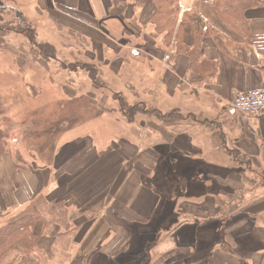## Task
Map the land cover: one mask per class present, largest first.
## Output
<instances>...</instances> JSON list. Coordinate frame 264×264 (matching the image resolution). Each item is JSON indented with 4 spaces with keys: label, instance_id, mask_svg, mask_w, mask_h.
I'll return each instance as SVG.
<instances>
[{
    "label": "crops",
    "instance_id": "obj_1",
    "mask_svg": "<svg viewBox=\"0 0 264 264\" xmlns=\"http://www.w3.org/2000/svg\"><path fill=\"white\" fill-rule=\"evenodd\" d=\"M44 1L52 12L56 13V7L65 12L76 30L92 28L90 33L103 36V76L118 73V68L109 66L125 62L119 56L129 47L128 40L117 37L116 28L119 24L128 29L124 24L130 18L125 15L131 13L128 0ZM180 6L179 23L185 12L195 11L209 27L202 49L204 58L217 66L213 77L191 83L190 59L176 55L174 45L161 52L160 40L150 39L154 30L146 29L149 41L137 43L132 52L138 50L149 65V106L130 123L139 124L131 141L119 136L103 150L89 138L65 140L58 144L50 166L35 163L27 168H18L11 154L0 151V227L31 210H41L46 217L34 227L41 252L24 264H40L43 257L53 264H58L55 259L85 264L103 255L117 258L131 249L125 246L135 236L131 229L157 227L154 219L159 204L175 206L182 197L177 215L189 219L191 223L185 226L219 221L226 213L222 215V196L228 201L229 218L235 220L241 213L246 222L236 226L244 237L264 235V117L242 114L232 106L239 93L264 87V7L246 13L251 28H230L220 20L214 0H181ZM153 12V7H145L139 15L141 22L146 24ZM115 23L116 28H104ZM179 38L191 45L190 24L180 29ZM19 62L27 61L21 58ZM155 112L161 117L176 112L184 119L164 128ZM155 177L162 178L158 182L164 189L147 185L146 180ZM192 190L200 196L194 198ZM207 190L236 192L220 195L219 191L215 197ZM51 204L61 205L60 212L50 214ZM231 227L235 234V224ZM183 229L173 232L180 234L178 239L173 237L176 242H181ZM61 242L67 243V250H59ZM16 247L21 252L29 250L24 240ZM252 251L240 257L216 250L208 260L194 264H264V252Z\"/></svg>",
    "mask_w": 264,
    "mask_h": 264
},
{
    "label": "rangeland",
    "instance_id": "obj_2",
    "mask_svg": "<svg viewBox=\"0 0 264 264\" xmlns=\"http://www.w3.org/2000/svg\"><path fill=\"white\" fill-rule=\"evenodd\" d=\"M0 4L20 10L28 25V29L17 31L18 20L14 11L5 12L0 18V105L5 106L7 110L0 115V128L8 130L14 154L20 150L26 165L34 166L38 163L50 166L58 144L65 140L89 138L97 142L99 148L103 146L104 150L109 141L116 140L119 136L130 138L135 134L139 124L129 123L128 117L121 112L119 99H125L129 104L143 103L139 106L141 112L145 110V105L149 106V65L138 50L139 54L132 52L137 43L149 41L147 30H154L153 24H145L144 20L141 22L139 15L142 10L129 7L131 13L125 16L130 17V20L127 18L124 22L128 26L127 31L119 24L116 28V23L104 27L116 28V36H121L126 42L128 40L129 47L127 50H121L122 56L119 57L125 61L122 66L117 67L112 63L109 66L118 68V73L110 71L103 76V36L90 33L92 28L84 27L88 29L83 32L76 30L65 19V12L58 10V7L55 9L57 14L52 12L46 7L44 0H0ZM148 5L155 9L153 3L147 4L146 7ZM100 32L103 34L102 30ZM132 33L136 37H132ZM110 39L115 42L113 38ZM42 45L52 46L50 59L47 58L50 53L47 56L42 55ZM21 58L27 61L23 65L19 62ZM86 103L91 105V111L87 110V114ZM183 119L184 116L179 115L173 124H161L164 128L176 126L181 124ZM48 131L51 132V137L50 134L40 138L30 135ZM45 150H48L49 155ZM156 178H148L147 181L155 186ZM159 180L162 178H158ZM219 191L220 195H232L236 192L210 190L208 193L217 197ZM190 193L194 198L200 196L197 195L198 190H192ZM179 200L180 198L175 201V206L159 204L154 219V222L158 223L157 227L150 226L145 230L131 229L135 236H131L130 243L125 245H131L127 252L117 258H112L110 254L103 255L101 259L92 258L86 260L85 264H194L208 260L216 250H225L240 257L252 250L251 253L264 252V235L254 239L244 237V231L236 229V226L240 227L246 222L240 217L241 213L236 214L235 220L234 217L229 218L226 198L220 197L224 206L222 215L226 212V216L219 221H205L208 225L203 226L199 222L184 225L191 222H188L189 219L186 221L182 215H177L179 202L182 201ZM32 212L35 211L31 210ZM24 215L26 213L16 219ZM169 222L171 227H167ZM5 223L1 222V225ZM233 224L235 234L231 232ZM182 226L184 229L181 242H176L180 234L173 235V232ZM173 237L177 239L174 240ZM67 249V243L64 245L61 242L59 250ZM53 261L63 264L64 260ZM40 264L53 262L43 257Z\"/></svg>",
    "mask_w": 264,
    "mask_h": 264
},
{
    "label": "trees",
    "instance_id": "obj_3",
    "mask_svg": "<svg viewBox=\"0 0 264 264\" xmlns=\"http://www.w3.org/2000/svg\"><path fill=\"white\" fill-rule=\"evenodd\" d=\"M180 1L181 0H128V6L126 7H132L134 10H143L149 3L155 5L154 12L148 21V24H153L154 26V32L150 35V39L160 40L159 50L161 52L174 45L176 48V55L188 57L191 62L189 81L191 83H196L205 78L213 77L217 69L215 63L206 60L203 56L202 44L204 39L210 35V30L205 24L204 19L195 11L185 12L182 22L179 23L181 14ZM261 7H264V0H214V8L220 20L230 28H251L246 13L249 10ZM7 11L16 12L18 20L17 31L28 29L26 19L20 10L0 4V18ZM185 24H190L192 28V43L189 46L183 44L182 39L179 38V31ZM40 48L42 55L47 56L48 53H50V56L47 57L50 59L51 52L53 51L52 46L42 45ZM204 71H206V75H203ZM105 87L103 83V88ZM119 103L121 112L128 117L129 123L135 122L137 116L144 113V111L141 112L139 108L143 103L131 105L125 99L121 98L119 99ZM86 106L85 114H87V110L91 111V105L86 103ZM94 109L96 108L94 107ZM6 111L5 106L0 105V115H3ZM154 115L159 117L160 121L167 125L173 124L174 121L179 118V114L176 112L173 115H164L162 117L158 112H155ZM49 134L51 137L50 131L43 134L30 133L33 138H40ZM9 138L8 130L0 128V151L11 154L18 168L29 167V165H26V160L22 156L20 150H17L15 154L12 152ZM45 152L49 155L48 150H45ZM51 155L52 154H50V156ZM156 182L154 186L152 182L146 180V183H148L147 185L151 189H164L163 185L158 182V178H156ZM61 208L59 204H51L49 212L54 215L55 213H59ZM62 212L63 211H61V213ZM45 218L43 211H38L37 209L35 212L27 213L15 221L0 227V264H24L32 256L41 252L38 249L40 239L35 235L34 227L38 221L45 220ZM22 240L26 241L29 247L27 252H21L16 247V244ZM50 251L48 252L49 258L51 255Z\"/></svg>",
    "mask_w": 264,
    "mask_h": 264
},
{
    "label": "built area",
    "instance_id": "obj_4",
    "mask_svg": "<svg viewBox=\"0 0 264 264\" xmlns=\"http://www.w3.org/2000/svg\"><path fill=\"white\" fill-rule=\"evenodd\" d=\"M233 108L254 117H264V87L239 93L232 104Z\"/></svg>",
    "mask_w": 264,
    "mask_h": 264
}]
</instances>
